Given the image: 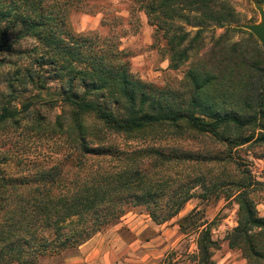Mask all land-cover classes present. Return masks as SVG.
Masks as SVG:
<instances>
[{"label":"trees","instance_id":"trees-1","mask_svg":"<svg viewBox=\"0 0 264 264\" xmlns=\"http://www.w3.org/2000/svg\"><path fill=\"white\" fill-rule=\"evenodd\" d=\"M89 3L0 0V55L11 51V38L40 46L7 80L0 132L31 127L54 145L51 164L18 173L3 168L11 155L0 146V264H40L78 250L137 207L165 224L198 188L212 196L229 187L239 206L229 245L247 264H264L254 184L231 172L236 151L264 152V44L233 41L231 33L248 32L232 27L230 0H132L131 18L146 15L169 67L187 66L180 89L160 88L132 73L125 34L72 31L71 12L94 13ZM211 28L224 33L208 47ZM49 84H57L51 103L61 108L53 123L32 115L34 98L15 104L18 88L49 93ZM198 214L183 217L180 231L197 237L195 264H218L213 223Z\"/></svg>","mask_w":264,"mask_h":264},{"label":"rangeland","instance_id":"rangeland-1","mask_svg":"<svg viewBox=\"0 0 264 264\" xmlns=\"http://www.w3.org/2000/svg\"><path fill=\"white\" fill-rule=\"evenodd\" d=\"M255 2L230 0L238 20L233 28L241 29L237 26L261 22ZM131 5L132 0H90L87 7L95 12L73 11L69 16V24L74 33L98 32L103 36L125 34L121 43L122 48L132 53V73L160 88L180 89L185 82L187 66L179 70L169 67L170 60L164 41L157 40L155 29L148 23L143 12H137L131 18ZM103 20L106 21L105 25ZM247 32L231 33L233 41L246 42L251 39L261 44L251 32ZM222 33L224 29H209L205 34L208 47L212 45L213 38ZM10 40L11 51L0 55V101L8 99L10 91L6 88L7 80L15 76L19 67L30 63L28 56L35 55L30 51L40 47L31 38ZM49 85L53 87L49 93H40L31 87L25 93L22 88H18L15 104L22 109L24 100L34 98L32 115L40 112L46 121L53 123L61 113V108L51 103L56 99L53 93L57 84ZM50 138L49 135L33 131L31 127L18 130L6 128L4 133L0 132V146L9 151L11 160L3 168L18 173L21 169H33L37 163L51 164L54 145ZM202 145L196 144L198 147ZM234 158L237 164H233L231 172L241 176L244 174L251 179L254 184L251 197L257 204L259 216L264 218V152L245 146L235 152ZM238 209L235 187L226 188L212 196H207L202 188H198L182 212L165 224H155L145 208L137 207L128 212L118 224L95 236L87 245L61 256L44 258L40 264H195L192 255L197 249V237L183 234L179 226L181 219L191 212H197L198 218L213 223V238L217 242L214 259L218 264H247L242 251L232 249L228 240V234L237 226Z\"/></svg>","mask_w":264,"mask_h":264},{"label":"water","instance_id":"water-1","mask_svg":"<svg viewBox=\"0 0 264 264\" xmlns=\"http://www.w3.org/2000/svg\"><path fill=\"white\" fill-rule=\"evenodd\" d=\"M255 3L261 16V22L255 24L238 25L237 27L251 32L261 44H264V7L257 1Z\"/></svg>","mask_w":264,"mask_h":264},{"label":"crops","instance_id":"crops-1","mask_svg":"<svg viewBox=\"0 0 264 264\" xmlns=\"http://www.w3.org/2000/svg\"><path fill=\"white\" fill-rule=\"evenodd\" d=\"M94 239V238H93ZM93 239H91L89 242H87L85 245H87L88 243H90ZM85 245H83V246H85ZM88 260V258H86L85 259V261H87Z\"/></svg>","mask_w":264,"mask_h":264}]
</instances>
